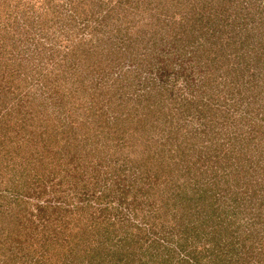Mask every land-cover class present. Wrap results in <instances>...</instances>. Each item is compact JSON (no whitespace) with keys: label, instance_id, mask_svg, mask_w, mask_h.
Listing matches in <instances>:
<instances>
[{"label":"rangeland","instance_id":"rangeland-1","mask_svg":"<svg viewBox=\"0 0 264 264\" xmlns=\"http://www.w3.org/2000/svg\"><path fill=\"white\" fill-rule=\"evenodd\" d=\"M96 238L264 264V0H0V264Z\"/></svg>","mask_w":264,"mask_h":264},{"label":"trees","instance_id":"trees-1","mask_svg":"<svg viewBox=\"0 0 264 264\" xmlns=\"http://www.w3.org/2000/svg\"><path fill=\"white\" fill-rule=\"evenodd\" d=\"M118 221V223H120V219L119 220H117ZM117 221H112L110 224H108L109 226H114L116 223H117ZM109 226H108V231H111L110 229H109ZM86 227L87 228H90L89 230L90 231H96V229H97V224L96 223H94V221L93 222H91V223H89V224H86ZM120 227H124L123 225H120ZM116 228V227H115ZM94 229V230H93ZM104 231L106 230V228H105V226H104ZM103 234V233H102ZM128 234L126 233V234H124V236H122V241H124L125 242V240L126 241H128L127 239H130V237H129V235L127 236ZM55 238H56V236H54ZM47 240H52V239H49V238H47ZM46 240V241H47ZM102 240V239H101ZM140 239H138V240H135V241H133V242H131V244L130 245H132V247H133V249H132V252L133 251H135V253H136V251L137 250H135V246H136V244L137 243H141V241H139ZM97 241V238L96 239H94L93 240V242L96 244H94V245H91L92 247L91 248H89V249H87V250H85V251H87V252H85V253H87V254H79V252H74V257H75V260H77L78 262H81V263H84V259L85 258H89L88 260H89V263L90 264H92L93 263V261H96V262H99V260L101 259V264H106L105 263V255L104 254H102V251L104 252V251H107L108 250V248L106 247V246H100L99 245V243H97L96 242ZM101 242V241H100ZM102 242H105V240H103ZM158 245V241H156V240H153V241H151V245ZM46 245H47V247L49 246V245H51V242H47L46 243ZM78 247H79V249H81V245H80V243H77L76 244ZM135 245V246H134ZM150 245V246H151ZM94 246V247H93ZM159 246H161V245H159ZM74 250H68L65 254H70V253H72ZM105 253V252H104ZM106 254V253H105ZM111 257H113V258H116L117 259V257H116V255L115 254H111V253H108ZM67 257L68 256H64V259H63V261L64 262H66V260L65 259H67ZM134 260H136V258L134 259ZM140 260H141V258H140ZM68 261L69 262H71L72 261V259L71 258H68ZM109 261H110V259H109ZM142 261L143 260H141L140 262H138V263H136L135 261H133V263L132 264H142ZM117 262H119V263H117V264H121V262H122V257H120V259L118 260L117 259ZM88 264V263H87Z\"/></svg>","mask_w":264,"mask_h":264}]
</instances>
